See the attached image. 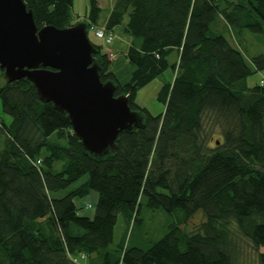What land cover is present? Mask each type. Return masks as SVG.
Wrapping results in <instances>:
<instances>
[{"label": "trees", "instance_id": "obj_1", "mask_svg": "<svg viewBox=\"0 0 264 264\" xmlns=\"http://www.w3.org/2000/svg\"><path fill=\"white\" fill-rule=\"evenodd\" d=\"M23 2L37 29L79 23L72 0ZM88 4L87 34L101 14L97 0ZM218 18L239 48L213 27ZM118 26L130 38L124 84L89 41L100 81L139 118L112 152L87 153L66 114L25 79L0 86V264H80L79 255L88 264H247L241 239L254 254L248 264H264V85L246 84L264 73V56L246 57L240 44L243 31L264 32V0H114L103 30ZM168 69L156 97L164 110L153 116L135 97ZM91 193L93 213L81 214L92 205L77 201ZM143 202L175 222L145 250L111 248L118 215L138 222Z\"/></svg>", "mask_w": 264, "mask_h": 264}, {"label": "water", "instance_id": "obj_2", "mask_svg": "<svg viewBox=\"0 0 264 264\" xmlns=\"http://www.w3.org/2000/svg\"><path fill=\"white\" fill-rule=\"evenodd\" d=\"M87 25L37 29L23 0H0V70L7 83L25 79L43 102L66 114L72 133L94 156L114 150L119 133L139 118L114 85L102 83Z\"/></svg>", "mask_w": 264, "mask_h": 264}, {"label": "rangeland", "instance_id": "obj_3", "mask_svg": "<svg viewBox=\"0 0 264 264\" xmlns=\"http://www.w3.org/2000/svg\"><path fill=\"white\" fill-rule=\"evenodd\" d=\"M100 2L101 14L98 21V28L103 30V25L107 19L109 12L112 8L114 0H98ZM88 0H72L71 16L72 23L82 22L84 16L88 11ZM213 27L218 29L220 34L224 35L236 48L238 45L233 41L234 39L230 36L229 29L223 20L216 19ZM264 28V27H263ZM113 41L111 44L107 45L103 40L97 39L94 35V31L89 29L87 37L89 41L94 44L101 46V51L109 55L111 60L110 71L113 72L116 79L121 84L128 81L130 74L132 72V67L128 64L125 59V49L127 45V40H130L128 36L123 33L121 26H118L113 31ZM241 39H244L241 41ZM240 44L242 51L246 57H252L257 55L264 56V32L263 33H249L243 31ZM169 62H175V55L169 57ZM173 78L172 70L168 69L163 74L155 78L149 84L141 88L135 97V104L140 108H145L149 114L156 116L163 112L164 105L157 101V94L163 84L170 82ZM261 80H264V73L256 72L251 75L246 84L249 87L258 85ZM4 78L0 75V86L3 84ZM3 121L8 124L10 118L2 115ZM217 139V136L213 137V141ZM3 135L0 133V144L2 143ZM85 178H82L77 184L83 182ZM77 184L73 185L76 186ZM95 202V195L91 193L88 197L77 201L78 205H87L88 203L92 205L91 209L83 208L80 212L81 214L91 216L93 213V206ZM138 222L132 224L131 221L125 220L122 215H118L117 223L114 229V239L111 248H115L118 244H123L128 247H137L139 249L145 250L152 243L158 241L167 231L169 224L174 223L176 218L174 215H168L160 209H149L145 206L144 202L141 205L138 214ZM198 217L193 219V223H197ZM238 245L240 246V251L242 252L243 261L247 264L252 262L254 254L249 247V244L241 239L238 240ZM260 253H264V248L259 249ZM93 260L98 263L97 254L93 255Z\"/></svg>", "mask_w": 264, "mask_h": 264}, {"label": "built area", "instance_id": "obj_4", "mask_svg": "<svg viewBox=\"0 0 264 264\" xmlns=\"http://www.w3.org/2000/svg\"><path fill=\"white\" fill-rule=\"evenodd\" d=\"M91 30L94 31V35L97 39L103 40L107 45L111 44L113 41V35L111 33H106L102 29H97V28H91ZM260 84H264V80L260 81ZM77 259L83 260L84 256L79 255L76 258H72L73 262H77Z\"/></svg>", "mask_w": 264, "mask_h": 264}, {"label": "crops", "instance_id": "obj_5", "mask_svg": "<svg viewBox=\"0 0 264 264\" xmlns=\"http://www.w3.org/2000/svg\"><path fill=\"white\" fill-rule=\"evenodd\" d=\"M97 1H98V0H97ZM98 4L100 5V2H99V1H98ZM129 41H130V40H127L126 48H127L128 44H129ZM125 51H126V49H125ZM79 263H80V264H88L87 260H80V259H79Z\"/></svg>", "mask_w": 264, "mask_h": 264}, {"label": "bare ground", "instance_id": "obj_6", "mask_svg": "<svg viewBox=\"0 0 264 264\" xmlns=\"http://www.w3.org/2000/svg\"><path fill=\"white\" fill-rule=\"evenodd\" d=\"M264 85V84H263Z\"/></svg>", "mask_w": 264, "mask_h": 264}]
</instances>
